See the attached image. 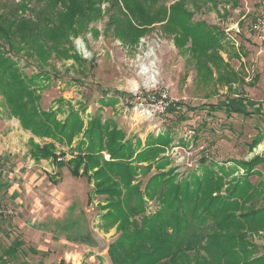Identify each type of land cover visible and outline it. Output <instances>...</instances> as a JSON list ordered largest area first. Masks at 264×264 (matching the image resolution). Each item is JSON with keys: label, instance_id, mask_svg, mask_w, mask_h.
Here are the masks:
<instances>
[{"label": "rangeland", "instance_id": "rangeland-1", "mask_svg": "<svg viewBox=\"0 0 264 264\" xmlns=\"http://www.w3.org/2000/svg\"><path fill=\"white\" fill-rule=\"evenodd\" d=\"M68 1L0 0V113L18 120L4 95L7 85L9 98L16 100L22 93L10 88L12 84L33 93L36 111L53 113L61 126L70 115L75 116L79 129L71 142L34 136L21 124L24 133L13 130L16 137L9 141L7 134L1 137L9 142L4 151L10 157L8 163L19 160L29 169L23 174L11 171L23 188L20 212L18 206L0 201V210L8 207L14 211L12 217L0 216V255L10 250L17 253L9 264L203 263L209 258L203 251L198 252L201 260L196 257L201 242L196 238V226L184 234L178 216L170 220L178 203V196L169 203L170 195H175L170 188L194 173L202 175L204 159L206 166L214 163L215 171L222 164L232 171L234 161L264 157V41L249 32L264 0H136L143 4L140 8L131 0ZM181 1L194 14L188 26L202 24L213 42L222 44L216 47L222 59L220 68L215 69L213 61L201 68L191 53L198 44L193 32L182 31L176 23L179 36L166 30L173 23L170 9ZM161 12L164 15L153 25L143 19L155 20L153 16ZM126 18L143 31L133 47L122 40L123 32L133 34L125 26ZM22 24L28 26L21 28L20 36L26 29L31 31L28 47L18 36H4L10 27L15 31ZM44 30L49 39H43ZM185 33L187 42L181 38ZM205 40L206 50L200 56L207 62L211 41ZM231 72L240 82L221 85L218 78ZM155 93H166L172 104L161 112L142 104L144 96ZM217 104L219 108L209 110V105ZM176 105L180 108L168 113ZM233 106L250 115L225 109ZM30 111L31 107H23V114ZM94 120L121 130L117 136L134 144L132 154L113 156L115 159L108 151L101 153V159L92 155L95 142L89 143L85 136ZM43 122L36 119L31 126ZM165 133L173 141L160 155V161H166L164 166L138 163L140 155ZM92 134L98 142L95 132ZM26 135L37 139L29 142L28 151L32 142L40 148L51 144L56 158L32 164L26 154ZM256 139L260 144L251 150ZM68 163L71 166H59ZM130 166L143 168L131 176L128 173L124 182ZM70 168L79 176H73ZM258 170L264 180V165ZM243 174L238 169L235 176ZM250 180L261 179L253 176ZM198 223L194 219V225ZM212 223L209 220L202 229ZM8 224L12 230L7 233ZM205 232V236L212 234L211 230ZM138 233L147 235L139 237ZM249 241L254 247L251 261L264 259V232L251 235ZM205 243L201 246L206 247ZM138 251L144 255L138 258ZM5 261L0 258V264H7Z\"/></svg>", "mask_w": 264, "mask_h": 264}, {"label": "trees", "instance_id": "trees-1", "mask_svg": "<svg viewBox=\"0 0 264 264\" xmlns=\"http://www.w3.org/2000/svg\"><path fill=\"white\" fill-rule=\"evenodd\" d=\"M71 1L73 0H69L68 2ZM131 1L140 8L139 4L141 3L136 0ZM157 2L155 0L154 3ZM185 4L186 1H181L170 9L171 20L173 18V23L170 22V24L172 25L171 29L169 25V29H165L168 30L170 34L179 36V34L176 33L177 30L174 25V23H176L178 25L177 27H180L182 31L186 29V31L193 32V39H197L198 44L197 46H193V48L191 49V53L193 55H196L197 62L199 64L201 63V68H205L207 65H209L208 63L210 61H213L212 65L215 67V69L220 68L222 65V59L219 55V52H217L216 47L222 46V44L220 43V41H218V44L214 43V37H209V31L207 30V28H204L202 24H199L198 27H191V25H189V28L188 24L190 21H187L194 14L187 9V6H185ZM142 5L143 4H141V6ZM118 8L121 9L120 7ZM145 13L147 14L149 12ZM161 14L164 15V13L161 12L158 17L156 15L153 16L155 20H150V18L146 17H144L143 19L148 21V23H152L153 25L154 23L158 22ZM118 19L117 22H120V20ZM125 21V26L128 25L133 29V34L129 35L128 33L123 32L122 40L131 43L130 45L133 47L136 43H138L139 36L143 34V31L138 30L133 21H130L128 18H126ZM162 21H164V19ZM167 24H169V22ZM27 26L28 25H25L23 27L22 24L20 29H16L15 31H13V29L10 27L9 32L5 33L4 36L8 37L9 34L12 38L18 36L20 40L26 43L25 44L23 42L24 45L28 47L31 45V31L26 29L20 36L21 28H26ZM53 31L56 34L58 31L60 34V30L53 29ZM122 31H124V29ZM196 32L198 34H195ZM181 38H184L186 42L188 41L186 33L185 36H181ZM43 39H49L47 30H44ZM205 39H210L209 41H211V46L213 44L212 47L210 46L208 48L207 62L202 60V56H200V53L206 50V46H204V43L206 42ZM175 44L179 48L178 42H175ZM213 48H215V50H213ZM209 50H213L214 53H209ZM221 69L220 73L222 71ZM207 70L209 73H212V70H209L208 68ZM238 77L239 76L237 74L231 72L230 74L220 76L218 80L221 82V85L224 86V84H226L230 86L231 84L233 85L234 83L240 82L238 81ZM4 83L5 82H2V84ZM9 86H11L10 88H13V90L15 88L18 92H22L19 93L16 100H13L11 99L12 96L11 98L8 97L7 85L4 91V95L6 97V102L11 109L12 116L16 117L20 121V124L23 128L29 130L31 129L33 131V135L40 138H52L54 140H59L61 138L70 142L75 139V133L79 130L78 128H76L77 118H75V116L72 117V115H70L67 118V122L63 124V126H61L55 120L53 113L45 114L44 112L42 113L40 111H36V109L32 107L33 93L31 91H27V88L23 91L22 87L17 88L14 85L12 86V84H10ZM228 89L232 88L229 87ZM25 105L31 107V114H23L22 110ZM177 107L178 109L180 108V106L176 105L175 108L170 109L168 113H173L177 109ZM20 108L22 109L21 112L19 111ZM214 108H219V105H209V110H212ZM225 109L238 115L245 112L240 108L234 106L229 108L226 107ZM245 114L247 116L250 115H248L247 112H245ZM36 119L40 122L44 121L41 126H31V123H33ZM71 124H73L72 129H70L72 126ZM101 129H103L102 132L100 131ZM93 132H95V137L97 138L98 142L93 140ZM117 132H121V130L112 128L110 125H103L99 120H94L91 123L88 129V133L85 136L86 140L89 143L95 142L93 147L90 149L91 154L100 159L101 153L103 151H108V153H110L111 155V158L113 156L118 157L121 154L124 158L130 156L133 149H135L134 144L131 142L121 141L125 138V136H123L122 139H119L117 136L119 135V133ZM147 138L154 139L151 136H148ZM172 141L173 140L170 133H165L161 137H158V139L153 143V145L155 146L148 148L149 150L147 152H143V154L140 155L139 161L141 162L138 163L141 164L144 162H153L152 164H156L158 168H160L162 165L164 166L166 161H160L162 158L160 157V155L165 153L164 150L166 145L171 144ZM260 141V139L254 140L250 149L253 150L255 147H257L260 144ZM148 142L151 143V141ZM54 150L55 148L51 144L45 145L43 148H40L39 145L32 142V149L29 153L34 160L40 162L41 159L56 158ZM113 159L115 158L113 157ZM206 162L207 161L205 159L201 161V166L203 169L202 175H197L196 173H194L190 175L185 181L178 184H172L170 193H175V195H170L172 199L169 203L172 204V202H175L173 200H175L176 196H178V199L176 200V202L178 203L176 209L173 211L172 217H170V220L174 216H178L176 220L177 222L182 223V232L184 234H187L189 229H193V227L196 226V238H199L201 241L200 244L196 246V257H199V253L201 251L205 252V255L209 258L202 261L205 264H264L262 263L264 261L262 257L255 260L253 259L251 261V252L253 251L252 248L254 247L249 241V237L251 235L264 232V180L262 179L261 172L256 170L258 166L264 164V157L260 155L253 157L250 161H234V169L232 171H229V169L224 164H222L221 167H218V171H215L211 167L212 165H214V163H212V165L210 166H206ZM59 166L69 167L71 165L70 163H68V165L59 164ZM137 167L138 170H141V168H143L142 166ZM137 169L131 166L127 167V175L123 176V181L125 182V178L129 177V174L130 176L133 173L135 174L137 172ZM238 169L243 170L244 174L235 176V173L238 172ZM69 170L73 176H79L76 169L71 170L70 168ZM148 170L149 169H145V171ZM253 176H257L261 180L253 183L250 180V178ZM156 178H154L152 181L156 182ZM171 183H173V181H171ZM168 184H170V181H168ZM224 188L226 192L222 193V189ZM137 192L138 191H136V193ZM135 201L137 203V200H134V202ZM194 219L199 222L198 225H194ZM209 220H213V223L211 224L212 226L207 227L205 231L211 230L212 234L205 236L206 232L204 231V229H202V226L203 224L208 223ZM174 228H176V226H174ZM138 234H140L139 237L147 235L145 233ZM202 242H206V247L201 246ZM16 254L17 253L10 250V252L8 253L1 254L0 258L6 260L5 262L9 264V258H15ZM143 255V251L137 252L138 258ZM198 260L201 259L198 258Z\"/></svg>", "mask_w": 264, "mask_h": 264}, {"label": "crops", "instance_id": "crops-1", "mask_svg": "<svg viewBox=\"0 0 264 264\" xmlns=\"http://www.w3.org/2000/svg\"><path fill=\"white\" fill-rule=\"evenodd\" d=\"M262 6L263 5H260L259 10ZM254 21H253V23H254ZM239 45L240 44H238L237 46H239ZM257 79H258V77L256 78V80ZM242 102H245V101H242ZM228 104H230V103H228ZM0 110H2V109H0ZM4 114H6V113H4ZM18 129L20 130V132L24 133V130L22 129L18 120H16V119L12 120L10 118H7V116H4L0 113V201L4 200L5 203H7V204L9 203V204L16 206V207L18 206L17 208H19V212H20V209L22 207L20 198H21L22 194H24V193H21V192H23V191H21V190H23V188L21 189V187H20V185H22L21 181L17 182V180H16L18 178V175L14 174V176H12V172L13 173L16 172V173H20V174L22 172L27 173L28 172L27 169H29V168L21 165L19 163V160L16 161L15 163L12 162V164L8 163V159H10V157L8 158L4 154V151L8 148L9 139L12 137L13 138L16 137V136H13L14 135L13 130L17 133V132H19V131H17ZM5 134H7V136H8V141H3L1 139V137L3 138ZM32 139H33L32 135H31V137L29 135H26V137L24 138V143L25 144L28 143V149L26 150V154H27V158L29 159V161L32 164H35V166H38L37 164H39V163H37V161L32 158V156L29 153L30 151H28V150H30L29 149V142ZM33 141L37 142V139L34 138ZM6 143H7V145H6ZM16 159H18V158H16ZM262 165H264V164H262ZM258 167L256 168L257 171H259ZM8 172H10V173H8ZM259 172H261V171H259ZM28 176H29V174L26 175V177H28ZM262 177H263V175H262ZM32 179H34V177ZM17 224L20 225L21 223L18 222ZM9 225L10 224H8V226L6 227L7 233H8V231L12 230Z\"/></svg>", "mask_w": 264, "mask_h": 264}, {"label": "built area", "instance_id": "built-area-1", "mask_svg": "<svg viewBox=\"0 0 264 264\" xmlns=\"http://www.w3.org/2000/svg\"><path fill=\"white\" fill-rule=\"evenodd\" d=\"M249 32L253 34L260 41H264V7L262 6L259 10V14L257 15L254 23L251 25ZM145 105H151L156 110V112H161L172 104V101L169 100L168 95L166 93H155L151 95L144 96L143 103ZM14 215L13 209L6 208L4 210H0V216L2 217H12Z\"/></svg>", "mask_w": 264, "mask_h": 264}]
</instances>
